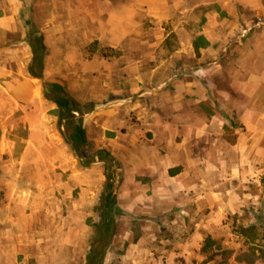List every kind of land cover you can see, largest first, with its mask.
Returning <instances> with one entry per match:
<instances>
[{
    "label": "rangeland",
    "instance_id": "374dc122",
    "mask_svg": "<svg viewBox=\"0 0 264 264\" xmlns=\"http://www.w3.org/2000/svg\"><path fill=\"white\" fill-rule=\"evenodd\" d=\"M28 4L0 0V13H12L16 20L11 32L0 30V46L17 45L0 52V62L13 72L4 85L29 78L30 43L39 45L43 58V79L35 81L41 101L18 106L0 88V264H81L107 192L116 199V234L104 264H264V165L255 170L251 163L253 171L241 167L233 175L231 149L219 145L222 169L209 175V182L218 185L213 188L224 190L221 207L210 193L207 205H191L186 203L190 198H183L186 205L161 207L152 192L144 207L135 206L137 174L147 172L144 156L152 141L135 111L148 97L129 92L142 85L139 78H129L130 70L148 72L178 54L184 65L174 63L168 70L191 74L201 85L198 93L207 94L194 113L226 115L232 123L242 95L238 85L232 93L230 84L244 79L234 76L235 60L247 53L239 43L264 44V16L232 0ZM190 41L188 56L179 44ZM206 48L212 49L208 57L197 60ZM46 81L57 82L76 104L73 117L59 127L56 105L43 97ZM151 98L156 102L160 96ZM80 130L84 164L62 137L76 142ZM233 135L232 127H223L226 142L233 143ZM202 147V153L215 155ZM154 165L159 181L164 167ZM146 178L151 186L153 178ZM253 224L254 229L248 228Z\"/></svg>",
    "mask_w": 264,
    "mask_h": 264
},
{
    "label": "crops",
    "instance_id": "0c3cea01",
    "mask_svg": "<svg viewBox=\"0 0 264 264\" xmlns=\"http://www.w3.org/2000/svg\"><path fill=\"white\" fill-rule=\"evenodd\" d=\"M232 1L239 7H249L256 10L260 16H264V5H262L264 0ZM15 26L14 14L0 13L1 31L11 32ZM247 41L245 39L240 41L239 44L247 47V53L237 56L235 62L240 65L248 64L249 68L244 71V68H240L238 64L234 76L241 74L244 79L242 82L240 79H235L230 84L232 93L235 94L237 90H240V95H242L239 106L234 111L236 120L232 123L229 122L226 115L223 117L215 114L209 117L200 113V117H198L194 113L196 108L205 103L207 94L205 90L198 93L197 87H201V85L197 78L191 74L179 70H168L167 67H174V63L177 68L184 65L178 61V54H173L169 61H161L148 72L129 71V78L137 77L142 81V85L138 86L137 90L129 91L130 94L138 91L140 95L148 97V99L145 98L144 104L138 103L139 108L135 107V111L141 126L144 127L142 132H145L146 137L151 135L150 141H152L150 142L152 145L148 146L151 155L144 156L147 172L143 171L144 174H137V181L140 184L136 188L139 192L133 201L135 206L144 207L146 199L152 192L157 195L161 207L168 208L186 205V203L196 206L201 203L207 205L208 193L216 195V206L221 207L223 199L219 201V196L224 190L213 188L218 186L217 183L209 182V175L216 174L217 176L222 169L220 160L223 159V150L219 148V145L228 150L231 149L230 151L236 159V165L234 164L235 166L231 169L233 175H239L241 167H249V171H253L251 163H254L255 170H261L264 165V44H251L250 40L249 43ZM180 45L186 47L183 52L188 56L192 53L191 41L180 42ZM9 46L17 47L14 43L2 44L0 52H4ZM178 51L180 53L182 50ZM211 51V48L200 49L201 55L197 60H204ZM12 73L0 62V78L11 77ZM153 77H157L159 82L155 83ZM37 80V78L29 76V78H24L7 87L4 85L5 82L7 83V78L4 81L1 79L0 88L16 105L27 106L34 101H41V92L35 84ZM235 85H238V87L236 86L238 89L236 88L237 90L234 91ZM155 95L160 96L156 102L153 98L149 99V96ZM166 111L169 112L168 115ZM178 111L179 113H177ZM181 111L184 114H181ZM25 120L30 127L33 126L26 115ZM228 125L232 127L234 133L231 144L222 137L223 127ZM189 143L193 146H188ZM204 145L212 151L214 150L215 155L209 156L206 152L202 153ZM200 146L201 150L195 149ZM170 150L174 153H169ZM157 163H161L164 167L160 172L159 181L156 173L158 168L154 165ZM149 175L154 181L151 186L148 185L146 178ZM183 198H190L192 202H183L185 204H182ZM182 210H180L181 214L184 213Z\"/></svg>",
    "mask_w": 264,
    "mask_h": 264
},
{
    "label": "trees",
    "instance_id": "16d2710c",
    "mask_svg": "<svg viewBox=\"0 0 264 264\" xmlns=\"http://www.w3.org/2000/svg\"><path fill=\"white\" fill-rule=\"evenodd\" d=\"M23 4L29 5L30 0H22ZM32 49V59L28 65L27 71L30 76L38 79H43V58L39 56L37 49L39 45L29 44ZM36 47V48H35ZM43 97L53 102L57 109V125L62 121H68L73 117V112L76 111V104L71 100L60 88L59 84L54 81H46L43 85ZM80 139L73 141L62 135L64 142L77 157L79 163L84 164V152L82 150L85 141L83 130L79 131ZM106 187L110 186L109 177H107ZM264 188V186H263ZM107 192V190H104ZM115 196L111 192H107L100 200L97 207V221L93 224V235L87 243L85 254L81 260V264H104V259L109 253L110 245L115 237L116 220L115 213ZM258 225V223L256 222ZM254 225V226H253ZM248 228H255V224ZM262 224H260L261 226Z\"/></svg>",
    "mask_w": 264,
    "mask_h": 264
}]
</instances>
